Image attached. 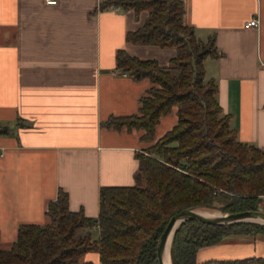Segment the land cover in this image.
I'll use <instances>...</instances> for the list:
<instances>
[{"label": "crops", "instance_id": "1", "mask_svg": "<svg viewBox=\"0 0 264 264\" xmlns=\"http://www.w3.org/2000/svg\"><path fill=\"white\" fill-rule=\"evenodd\" d=\"M111 0H0V248L20 225H45L60 191L72 212L99 213V190L131 186L137 154L172 129L176 107L143 130L111 118L138 113L151 86L118 67L120 51L168 66L171 47L134 44L127 33L144 22ZM183 21L197 40L215 37L202 64L205 81L237 139L264 149V0H182ZM257 17V28L244 24ZM95 234V235H93ZM93 237L98 229L92 230ZM264 257V238L232 235L198 250V263ZM86 259L97 261L96 254Z\"/></svg>", "mask_w": 264, "mask_h": 264}, {"label": "trees", "instance_id": "2", "mask_svg": "<svg viewBox=\"0 0 264 264\" xmlns=\"http://www.w3.org/2000/svg\"><path fill=\"white\" fill-rule=\"evenodd\" d=\"M108 5L136 16L147 13L142 25L127 33V41L175 50L166 67L118 53V67L134 79L148 78L151 86L140 97L136 115L108 123L141 129L142 138L150 142L159 118L172 107L177 121L137 154L133 185L100 188L96 218L70 211L68 196L60 191L47 206L49 222L20 225L11 247L0 248V264H159L158 240L181 210L264 212V149L237 139L216 100L214 81L204 79L202 62L217 54L215 37L196 39L183 21L182 0H111ZM4 133L7 128L0 127V135ZM95 228L98 235L93 237ZM232 235L264 238V225L187 220L172 237L171 264H264V257L257 256L197 262L199 249ZM87 254H96L97 261L86 259Z\"/></svg>", "mask_w": 264, "mask_h": 264}, {"label": "water", "instance_id": "3", "mask_svg": "<svg viewBox=\"0 0 264 264\" xmlns=\"http://www.w3.org/2000/svg\"><path fill=\"white\" fill-rule=\"evenodd\" d=\"M205 210L207 209L188 208L174 214L169 219L157 243L156 254L159 264H167V258H170V246L175 230L181 223L187 220H196L209 225H230L241 222H254L264 225L263 211L246 210L230 214H205L203 213Z\"/></svg>", "mask_w": 264, "mask_h": 264}, {"label": "built area", "instance_id": "4", "mask_svg": "<svg viewBox=\"0 0 264 264\" xmlns=\"http://www.w3.org/2000/svg\"><path fill=\"white\" fill-rule=\"evenodd\" d=\"M47 4H55L56 0H45ZM259 25V20L257 17H253L250 20H248L245 24L244 27L245 28H257Z\"/></svg>", "mask_w": 264, "mask_h": 264}, {"label": "rangeland", "instance_id": "5", "mask_svg": "<svg viewBox=\"0 0 264 264\" xmlns=\"http://www.w3.org/2000/svg\"><path fill=\"white\" fill-rule=\"evenodd\" d=\"M261 207H263V209H264V202L261 204ZM203 209H207V208H203ZM205 211H210V212H214L213 214H219V213H221L219 210H217V209H207V210H205ZM82 232V231H81ZM80 232V233H81ZM93 235H95V234H93Z\"/></svg>", "mask_w": 264, "mask_h": 264}, {"label": "bare ground", "instance_id": "6", "mask_svg": "<svg viewBox=\"0 0 264 264\" xmlns=\"http://www.w3.org/2000/svg\"><path fill=\"white\" fill-rule=\"evenodd\" d=\"M203 213H205V214H213L212 212H210V211H203ZM167 264H171V261H170V258L168 257L167 258Z\"/></svg>", "mask_w": 264, "mask_h": 264}]
</instances>
